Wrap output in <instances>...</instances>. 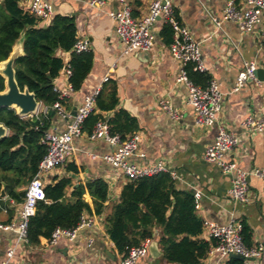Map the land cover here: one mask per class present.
<instances>
[{
    "label": "crops",
    "instance_id": "obj_1",
    "mask_svg": "<svg viewBox=\"0 0 264 264\" xmlns=\"http://www.w3.org/2000/svg\"><path fill=\"white\" fill-rule=\"evenodd\" d=\"M53 7L54 15L72 16L75 21L78 40L86 41L93 54L92 67L81 88L64 101L69 113L83 102L84 98L99 91L109 82L116 85L118 106L135 118L139 136L138 149L143 158L130 157L129 163L136 166H152L161 163L172 174L176 187L180 190L199 191L196 215L203 221L226 225L239 221L250 236L249 246L262 244L264 247V181L249 177L250 201L246 204L233 202L228 196L230 176L223 174L216 166L207 164L203 155L207 146L213 144L218 127H223L238 140L236 147L226 153L225 158L235 162L245 171L264 169V129L250 133L244 126L246 118L255 120L264 117V81L248 80L237 92H233L235 80L246 62H254L264 69V15L252 32L242 33L236 24L222 20L223 11L229 0H171L176 19L185 26L198 43L207 75L218 82L223 94L218 123L202 128L195 124L193 110L186 104L187 89L176 83L180 64L171 56L169 45L161 38L165 25L157 20L152 27L154 45L149 52L122 54L124 46L115 33V22L109 12L120 10L118 0H105L101 8L91 7L86 0H44ZM153 0H125L131 15L140 19L147 15ZM243 8V0H233ZM29 0H20L25 10ZM213 19L220 21L217 27ZM44 22L39 23L45 27ZM50 23V22H49ZM48 23V24H49ZM47 24V25H48ZM66 62L69 54L58 53ZM107 81L104 82V78ZM67 79L64 71L54 80L53 85L62 88ZM160 100L170 102L180 115L174 120L162 111ZM42 105V104H41ZM43 106V105H42ZM114 112H102L107 119ZM49 129L63 131L70 119L56 113L49 115ZM115 147L103 140L91 141L88 134L73 140V151L67 163L57 167L43 177L44 185L53 178L70 177L72 183L85 184L93 179H103L109 187V200L100 216L86 214L89 226L77 230L76 238L68 240L60 237L55 244L45 238L37 246L28 243L16 247L15 261L19 264H118L120 254L105 233L103 220L113 205L119 202V195L127 179L120 171L105 163L100 157L110 154ZM92 155H96L95 158ZM72 164L77 173L67 172L66 166ZM26 187V186H25ZM25 187L22 190H25ZM70 191V190H69ZM84 200L91 205L88 194ZM22 203V202H21ZM21 203L3 198L10 214L4 210L0 223L15 221ZM159 231L154 230L147 256L136 264H150L162 257L157 239ZM203 239V232L200 236ZM16 234L0 230V262L5 258L7 248L15 245ZM211 245V242H209ZM148 259V260H147ZM239 261V263L235 261ZM200 264H242L238 257L220 260L217 255L207 254ZM249 264H264V250Z\"/></svg>",
    "mask_w": 264,
    "mask_h": 264
},
{
    "label": "trees",
    "instance_id": "obj_2",
    "mask_svg": "<svg viewBox=\"0 0 264 264\" xmlns=\"http://www.w3.org/2000/svg\"><path fill=\"white\" fill-rule=\"evenodd\" d=\"M20 0H0V62L6 60L16 40L23 35V56L14 63L15 80L22 91L26 88L37 102L50 109L57 94L53 82L66 64L58 53H68L69 84L78 91L92 67L91 51L74 52L77 42L76 26L72 16L55 14L50 23L41 27L39 21L25 11ZM165 44L173 41V31L168 24L161 30ZM187 75L196 85L206 87L210 77L206 72L193 71L187 66ZM0 75V92L4 90ZM64 104V102H62ZM118 98L116 85L109 82L95 99L94 111L84 120L81 131L90 134L95 124L105 121L112 135L121 140L135 134V118L123 109L116 110ZM114 112L105 119L101 113ZM49 114L38 118H20L13 109H0V124L8 135L0 139V190L4 187L7 199L21 203L25 187L36 174L38 165L46 154L41 138L49 129ZM67 172L77 173L74 165ZM70 190V191H69ZM44 201H39L27 226V243L37 246L41 238L49 239L55 230H73L86 214L102 215L109 200V187L103 179H93L75 186L70 177L53 178L44 185ZM88 194L91 205L83 196ZM7 209L0 199V214ZM104 230L120 255L130 247L145 240L157 239L162 257L173 264H200L206 258L210 243L200 236L202 220L196 215L193 192L180 190L169 173L127 181L122 187L119 202L104 217ZM243 226V225H242ZM243 241L249 246V234L242 229ZM239 263V261H235Z\"/></svg>",
    "mask_w": 264,
    "mask_h": 264
},
{
    "label": "built area",
    "instance_id": "obj_3",
    "mask_svg": "<svg viewBox=\"0 0 264 264\" xmlns=\"http://www.w3.org/2000/svg\"><path fill=\"white\" fill-rule=\"evenodd\" d=\"M118 2L122 5L120 10L109 12L108 16L114 20L115 33L124 46L122 54L149 52L154 45L152 27L160 18L159 20L168 24L173 31V41L169 45V51L171 56L180 64L176 83L184 84L187 89L186 104L193 110L195 124L202 128H208L218 123L223 94L218 82L214 79H210L206 87L196 85L189 79L187 66H191L193 71L198 72H205V67L198 43L192 39L190 31L176 19L171 0H153L147 15L140 19L132 17L131 9L125 0H118ZM86 3L91 7L101 8L105 0H86ZM25 11L35 17L39 23L51 20L54 16L52 5L44 0H29ZM263 15L264 0H243V8L237 7L233 0H229L225 5L222 20L236 24L242 33H250L261 22ZM213 22L217 27L220 26V21L213 19ZM261 35L264 39V27ZM72 50L77 53L86 52L89 51V45L86 41L77 40ZM64 62L66 69L62 71H64L67 83L62 88L53 87V91L57 94V101L53 103L50 109L40 104L39 110L27 118H38L39 114H46L52 110L61 118H69L70 121L63 131L48 129L41 138L40 142L46 147V154L40 161L36 174L25 187L18 217L15 221L7 224L0 223V230L16 234L15 245L6 249L5 258L0 264H19L15 261L16 247L19 244H27L28 220L34 216L37 203L44 201L43 177L67 163L73 151V140L81 136L84 120L95 109V99L99 93V88L86 96L76 110L75 116L70 117L62 102L69 99L75 91L68 82L70 76L68 62ZM257 68L254 62H246L235 80L232 91H239L248 80L254 79V72ZM107 79L105 77L103 81L106 82ZM158 105L174 120L180 119V115L172 108L169 101L160 100ZM243 126L250 133L261 132L264 129V117L258 120L248 117L243 122ZM88 139L91 141L103 140L115 147L112 153L100 158L119 170L127 181L138 180L159 173H169L172 176L161 163L139 167L129 163L128 158L130 157H144V154L139 152V136L136 133L125 140H121L118 135L110 134L105 121H99L93 127L92 132L88 134ZM237 142V138L232 133L223 127H218L215 140L213 144L206 147L203 158L207 164L216 166L223 174L230 176V186L227 192L229 198L235 203L246 204L250 201L249 177L264 181V169L256 168L245 171L239 168L235 162L227 160L225 158L226 153L232 151ZM92 157L95 158L96 155H92ZM193 196L196 209L201 194L199 191H194ZM84 216H82L80 224L73 230H55L47 239L48 243L55 244L60 237H65L70 241L74 240L77 230L89 226L91 223ZM242 229L243 226L239 221H231L223 226L203 221V239L206 242H211L207 254L217 255L220 260L238 257L242 260V264H249L250 260L258 258L264 250L263 245L246 246L243 241ZM149 244L150 240H145L139 246L128 248L125 254L120 255L118 264H136L140 259L147 256Z\"/></svg>",
    "mask_w": 264,
    "mask_h": 264
},
{
    "label": "water",
    "instance_id": "obj_4",
    "mask_svg": "<svg viewBox=\"0 0 264 264\" xmlns=\"http://www.w3.org/2000/svg\"><path fill=\"white\" fill-rule=\"evenodd\" d=\"M160 18H158L159 20ZM23 35L16 40L12 47V50L8 58L0 62V75L4 78V90L0 92V109H13L17 116L20 118H27L34 115L40 108V102H37L34 94L29 92L26 88L22 91L18 88L15 80L14 63L15 61L23 56ZM254 77L258 80L264 81V69L257 68L254 72ZM49 115H53L54 111L49 110ZM76 109L71 113L74 117ZM8 135V130L2 124H0V139ZM4 187L0 190V199L5 198ZM149 252L151 248L148 249Z\"/></svg>",
    "mask_w": 264,
    "mask_h": 264
},
{
    "label": "rangeland",
    "instance_id": "obj_5",
    "mask_svg": "<svg viewBox=\"0 0 264 264\" xmlns=\"http://www.w3.org/2000/svg\"><path fill=\"white\" fill-rule=\"evenodd\" d=\"M49 22H50V20L44 21V23H43L44 26H47V24ZM143 260H145V259H140L139 261H143ZM150 264H173V263H170V262L166 261L163 257H160L159 259H157L155 261H150Z\"/></svg>",
    "mask_w": 264,
    "mask_h": 264
}]
</instances>
